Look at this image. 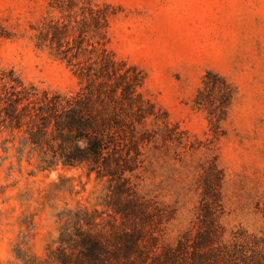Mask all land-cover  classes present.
<instances>
[{"label": "rangeland", "instance_id": "obj_1", "mask_svg": "<svg viewBox=\"0 0 264 264\" xmlns=\"http://www.w3.org/2000/svg\"><path fill=\"white\" fill-rule=\"evenodd\" d=\"M49 0H0V77L68 94L71 71L34 45L31 28ZM114 14L108 48L135 66L143 96L186 135L185 148L149 150L126 173L134 195L131 264H264V0H103ZM208 71L237 88L216 137L192 98ZM7 79L0 80L1 85ZM8 85V84H7ZM0 133V264H20L13 249L39 259L58 234V213L84 208L106 229L128 196L85 166L37 168L18 159ZM7 148V149H5ZM216 164V199L203 192V166ZM111 189V190H110ZM213 194V193H212ZM213 198V199H212ZM214 204H211L212 201Z\"/></svg>", "mask_w": 264, "mask_h": 264}, {"label": "trees", "instance_id": "obj_2", "mask_svg": "<svg viewBox=\"0 0 264 264\" xmlns=\"http://www.w3.org/2000/svg\"><path fill=\"white\" fill-rule=\"evenodd\" d=\"M114 13L103 0H49L45 15L31 26L35 47L46 49L76 78L74 91L26 86L12 72L0 77L7 79L0 87V133L10 136L4 143L17 144L19 160L35 157L40 170L85 166L88 174L113 184L114 196L122 190L128 196L126 208L114 210L121 225L114 217L108 229L84 208L59 212L57 237L43 259L23 246L22 233L13 249L20 264H131L134 229L125 230L124 221L134 215V195L126 173L133 172L134 158L146 146L178 151L187 145L186 134L171 126L141 93V71L108 48V24ZM236 95V86L224 76L204 74L192 105L206 113L213 137ZM203 168V192L216 199V164L207 161Z\"/></svg>", "mask_w": 264, "mask_h": 264}]
</instances>
